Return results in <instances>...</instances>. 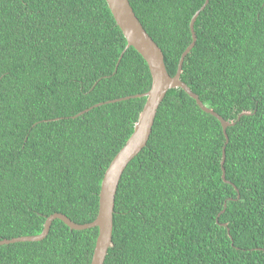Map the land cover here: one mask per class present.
<instances>
[{"label":"trees","instance_id":"16d2710c","mask_svg":"<svg viewBox=\"0 0 264 264\" xmlns=\"http://www.w3.org/2000/svg\"><path fill=\"white\" fill-rule=\"evenodd\" d=\"M204 1L129 0L170 76ZM194 31L180 80L234 122L228 141L168 90L118 184L104 264H264V0H209ZM125 46L105 0H0V240L38 235L53 213L95 219L145 97L105 102L151 86ZM97 235L56 219L41 241L1 245L0 264H90Z\"/></svg>","mask_w":264,"mask_h":264},{"label":"water","instance_id":"95a60500","mask_svg":"<svg viewBox=\"0 0 264 264\" xmlns=\"http://www.w3.org/2000/svg\"><path fill=\"white\" fill-rule=\"evenodd\" d=\"M208 1L209 0H205L200 9L197 10L192 16L189 23L192 38L191 43L182 52L177 64L175 74L173 76H170L164 64V58L161 49L143 28L142 24L136 17L132 7L130 6L129 0H105L116 25L118 26L123 37L126 40V46L123 49L119 60L121 59L122 54L126 51V49L132 47L145 61L151 76V86L147 92L105 102L114 103L122 100H128L130 98L145 97L144 106L134 124L133 132L105 170L98 194V211L95 219L92 222L77 224L72 222L68 217L61 213H53L45 219L43 229L38 235L21 236L9 240H0V246L16 242L41 241L48 235L52 222L57 219L62 221L70 229L74 230L97 228L98 235L95 241L90 264H104L107 252L111 247L112 242L115 195L121 176L129 162L133 160V158L137 156L138 153L146 146L152 131L158 108L163 101L167 91L170 89H182L190 98H192L196 102L197 106L202 111L214 116L221 124L222 131L226 138L225 144L227 143L228 137L226 134V129L232 126L234 122L224 120L219 114L203 105L198 96L194 92H192L184 82L180 80L184 59L192 50L196 42L194 23L199 15V12L205 8ZM103 104L104 103L101 102L94 106ZM90 109H92V107L78 113L77 115H75V117L82 115ZM223 163L224 152L221 160V177L225 181Z\"/></svg>","mask_w":264,"mask_h":264}]
</instances>
